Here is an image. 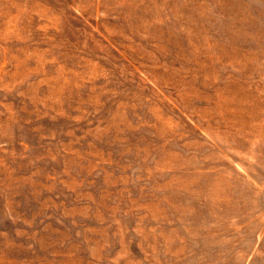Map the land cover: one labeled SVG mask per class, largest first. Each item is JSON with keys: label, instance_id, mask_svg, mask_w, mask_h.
Masks as SVG:
<instances>
[{"label": "rangeland", "instance_id": "rangeland-1", "mask_svg": "<svg viewBox=\"0 0 264 264\" xmlns=\"http://www.w3.org/2000/svg\"><path fill=\"white\" fill-rule=\"evenodd\" d=\"M0 264H264V0H0Z\"/></svg>", "mask_w": 264, "mask_h": 264}]
</instances>
